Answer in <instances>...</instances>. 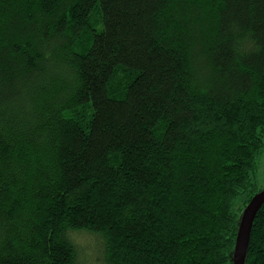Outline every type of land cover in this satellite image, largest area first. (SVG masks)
I'll return each instance as SVG.
<instances>
[{"label": "trees", "instance_id": "obj_1", "mask_svg": "<svg viewBox=\"0 0 264 264\" xmlns=\"http://www.w3.org/2000/svg\"><path fill=\"white\" fill-rule=\"evenodd\" d=\"M262 154L264 0H0V264H233Z\"/></svg>", "mask_w": 264, "mask_h": 264}, {"label": "water", "instance_id": "obj_2", "mask_svg": "<svg viewBox=\"0 0 264 264\" xmlns=\"http://www.w3.org/2000/svg\"><path fill=\"white\" fill-rule=\"evenodd\" d=\"M264 205V188L256 192L242 213L235 249L232 254L233 264H246L252 228L255 218Z\"/></svg>", "mask_w": 264, "mask_h": 264}, {"label": "rangeland", "instance_id": "obj_3", "mask_svg": "<svg viewBox=\"0 0 264 264\" xmlns=\"http://www.w3.org/2000/svg\"><path fill=\"white\" fill-rule=\"evenodd\" d=\"M258 184L259 187L264 188V154L259 157ZM91 239L92 238L88 236V238L84 241V237H81L80 241H84V243H86L88 241L91 242Z\"/></svg>", "mask_w": 264, "mask_h": 264}]
</instances>
